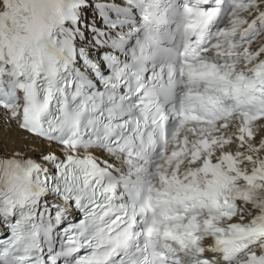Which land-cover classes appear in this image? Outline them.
<instances>
[{
    "label": "snow or ice",
    "instance_id": "6c2138e0",
    "mask_svg": "<svg viewBox=\"0 0 264 264\" xmlns=\"http://www.w3.org/2000/svg\"><path fill=\"white\" fill-rule=\"evenodd\" d=\"M0 264H264V0H0Z\"/></svg>",
    "mask_w": 264,
    "mask_h": 264
},
{
    "label": "bare ground",
    "instance_id": "6f19581e",
    "mask_svg": "<svg viewBox=\"0 0 264 264\" xmlns=\"http://www.w3.org/2000/svg\"><path fill=\"white\" fill-rule=\"evenodd\" d=\"M12 135H13V133L6 132L5 129L1 126V129H0V137L7 138V137H10Z\"/></svg>",
    "mask_w": 264,
    "mask_h": 264
},
{
    "label": "rangeland",
    "instance_id": "374dc122",
    "mask_svg": "<svg viewBox=\"0 0 264 264\" xmlns=\"http://www.w3.org/2000/svg\"><path fill=\"white\" fill-rule=\"evenodd\" d=\"M0 129H1V126H0Z\"/></svg>",
    "mask_w": 264,
    "mask_h": 264
}]
</instances>
